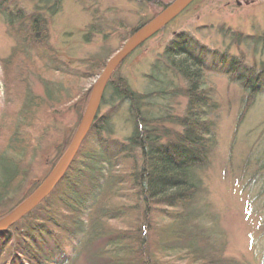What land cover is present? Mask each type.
Returning a JSON list of instances; mask_svg holds the SVG:
<instances>
[{"label": "trees", "instance_id": "16d2710c", "mask_svg": "<svg viewBox=\"0 0 264 264\" xmlns=\"http://www.w3.org/2000/svg\"><path fill=\"white\" fill-rule=\"evenodd\" d=\"M31 1L26 13L15 0H0V18L20 42L0 60L5 94L17 95L20 103L11 132L0 127V207L25 178L59 107L77 99L74 110L82 120L91 88L79 83L97 77L115 53L85 60L87 72L73 76L66 89L50 88L38 64L54 55L47 42V16L59 11L62 0ZM159 13L128 30L111 21L105 33L122 30V45ZM90 30L97 32L95 25ZM229 30L220 34L230 35L231 45L254 52L264 48L263 37ZM229 50H211L179 34L153 61L146 76L151 88L143 93L119 74V64L100 103L106 111L95 117L63 177L43 201L0 233V264H238L221 257L204 224L207 212L193 205L213 154L211 114L217 105L206 75L239 85L243 111L264 97V63L248 66L243 54ZM30 74L42 83L46 98L29 91ZM179 91L186 99L182 116L168 105L154 110L157 99L167 102ZM118 121L128 126L127 134L117 131ZM70 139L57 148L56 163Z\"/></svg>", "mask_w": 264, "mask_h": 264}, {"label": "rangeland", "instance_id": "374dc122", "mask_svg": "<svg viewBox=\"0 0 264 264\" xmlns=\"http://www.w3.org/2000/svg\"><path fill=\"white\" fill-rule=\"evenodd\" d=\"M173 1L62 0L59 11L47 16V42L54 55L38 64L42 67L40 73L45 83L50 88L61 85L66 89L73 76L87 72L85 60L107 58L119 50L124 34L120 29L105 33L107 23L120 21L127 30L135 28L159 13V7ZM15 2L26 13L31 12V0ZM93 25L97 32L92 30L91 33ZM226 28L231 33L264 39V0H195L131 53L118 72L134 91L147 92L151 87L146 76L153 61L179 34L191 37L211 50L221 52L230 46L231 53L243 54L248 66L264 63L263 47L254 52L246 45H231L230 35L224 38L220 34L221 29ZM18 43L8 34L0 18V60L6 59ZM206 76L217 105L211 114L213 154L210 165L201 175L200 192L193 205L195 209L207 212L204 224L222 258L238 264H264V97H257L254 104L243 111L244 94L239 85L220 75ZM97 77L80 81L79 85L85 90L92 89ZM27 87L34 96L46 98L43 85L36 76H28ZM178 93L179 96H169L167 102L157 99L154 110H163L168 105L176 116H182L186 99L180 91ZM18 98L14 94L8 97L5 94L0 66V127L4 131L11 132V126L14 121L16 123L12 117L20 109ZM76 100L60 106L54 114V122L40 142L25 178L11 200L0 207V217L22 200L32 186L46 179L57 164V148L70 138L72 141L81 122L74 110ZM105 111L101 105L97 115ZM128 129L122 121L117 122V131H122L121 134H127ZM2 145L0 141V147Z\"/></svg>", "mask_w": 264, "mask_h": 264}, {"label": "water", "instance_id": "95a60500", "mask_svg": "<svg viewBox=\"0 0 264 264\" xmlns=\"http://www.w3.org/2000/svg\"><path fill=\"white\" fill-rule=\"evenodd\" d=\"M195 0H174L161 13L147 24L139 27L122 44L112 56H110L91 89L90 99L80 122V125L65 153L57 162L46 179L37 186L34 192L19 204L10 214L0 220V233L9 226L19 221L22 217L34 209L43 201L63 177L71 161L73 160L82 140L88 133L95 117L106 88V85L116 67L127 59L137 48L151 39L171 21L182 14Z\"/></svg>", "mask_w": 264, "mask_h": 264}]
</instances>
